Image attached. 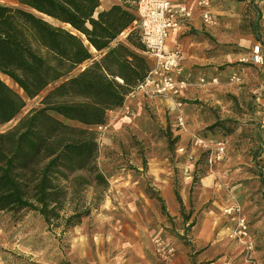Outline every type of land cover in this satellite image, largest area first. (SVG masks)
<instances>
[{"label": "rangeland", "instance_id": "obj_1", "mask_svg": "<svg viewBox=\"0 0 264 264\" xmlns=\"http://www.w3.org/2000/svg\"><path fill=\"white\" fill-rule=\"evenodd\" d=\"M218 1L223 10L227 3L228 22L223 23V17L213 13L210 27L218 28L219 32L216 35L205 32L204 38L211 47L206 50L204 58L208 57L212 62L210 66L216 68L217 84L223 87L222 91L214 92L219 105H210L211 101L206 102L201 97L204 87L200 86V80L204 77H201L203 72L200 69L203 67L196 62L201 54L188 58L196 63L184 69L187 57L180 49L183 59L179 75L191 84L186 105L182 107L189 121L187 130L176 127V114H171V109L158 111L155 106L146 107L139 118L132 115V109L124 119L109 118L103 131L97 129V163L108 181V188L104 191L102 186L93 183L82 189L73 200L80 206L91 208V215L64 233L62 229L49 228L37 213H26L18 219L0 213V264H104L116 256L124 264H141L135 245H139L146 254V264H168L177 246H192V237L187 235L204 210L214 206V200L207 201V196L200 192L202 177L229 158L231 161L227 168L232 175L236 173V178L228 185L247 176H253V179L242 182L249 186L246 204L234 202L228 206H239L249 230L257 226L256 231L264 240V161L255 144L259 138L264 140L259 129L260 105L256 101L260 90L255 92L264 83L258 69L241 62L252 55L250 49L241 45L246 38L255 39L260 34V44L264 46L261 5L252 1V6L243 10L241 0ZM0 3L8 2L0 0ZM233 74L240 76L239 83L231 81ZM204 79L207 82L212 80ZM5 82L19 92L11 80L5 79ZM25 100L26 106L19 116L0 131L14 127L22 117L40 106L39 98ZM119 120L121 123H114ZM193 136L203 137L212 145L224 143L227 149L225 160L210 165L207 156L197 149L192 154L196 163H192L189 156L193 152L190 146ZM181 147L187 153L181 154ZM160 162L162 175L172 176L175 191L182 194L185 216L181 210L176 217L167 211L168 205L150 172V163L157 174ZM165 163L167 171H164ZM132 180L137 183L129 201L123 203L115 187H130ZM229 207L220 212L230 219L225 213ZM142 222L146 229L139 230L138 224Z\"/></svg>", "mask_w": 264, "mask_h": 264}, {"label": "trees", "instance_id": "obj_2", "mask_svg": "<svg viewBox=\"0 0 264 264\" xmlns=\"http://www.w3.org/2000/svg\"><path fill=\"white\" fill-rule=\"evenodd\" d=\"M6 1L0 3V128L19 116L25 98H39L40 106L0 131V213L15 219L37 213L65 233L92 213L74 197L93 183L104 191L109 185L97 163V128L124 106L153 62L137 26L136 0L102 11V0Z\"/></svg>", "mask_w": 264, "mask_h": 264}, {"label": "crops", "instance_id": "obj_3", "mask_svg": "<svg viewBox=\"0 0 264 264\" xmlns=\"http://www.w3.org/2000/svg\"><path fill=\"white\" fill-rule=\"evenodd\" d=\"M122 1L123 0H102V5L99 10H105L113 4H121ZM127 1L129 2V0ZM252 1H257L256 3L261 5V0H241L240 4L242 5V9L244 10L246 7L252 6ZM218 2V0H213L211 12L212 14L214 13L221 15L223 17V23H226L228 22L226 21V17L229 14L227 3L223 10L221 6H218ZM220 4L222 5L221 1ZM190 7L193 11L192 20L189 22L188 26L180 28L178 32L179 34H173L171 37L172 39L170 38L171 41L169 42V45L167 43V47H178L182 50L184 56L187 57V60L184 61V69H189L190 65H193L198 61L197 64L203 67L200 69L203 72L201 77L212 79L215 76L214 72L216 71V68L210 66L212 62L207 59L208 57L204 58L206 56V50L210 49L211 47L210 43L204 38V36L205 32L209 31L216 35L219 30L218 28H212L210 25L204 24L201 12L195 6V4H190ZM262 23L264 28L263 14ZM257 37L261 38L260 34H257ZM246 39V41L243 39L245 42L243 44L242 41L241 45L250 49L252 53L253 47L260 43V41H258L256 38ZM193 54H199V56L201 54L203 57H198L196 62H194L192 59H188L193 57ZM252 66L255 69H258L256 66ZM214 78H216V76ZM203 87L204 88H202L201 91L202 99H206V102L211 101L210 105H219L220 102L218 99L214 98V92L222 91L223 87L221 85L219 86V84H208V86L206 85ZM262 89L263 86L260 84L259 87L256 88L255 92H258ZM188 93L189 90L186 91L182 96L184 106L186 105V100L188 99ZM254 104L256 103L254 102ZM151 106H155L158 111H161L162 109H171L170 113L173 115L176 114V116L179 114L184 115V108L179 109L175 102L171 99L157 98L154 100H149L145 98L143 94L136 93L127 97L122 108H118L115 111L110 112L109 118L119 117L120 119H124L126 118V113L131 109L132 115L135 116V118H139V116L144 113L145 108H150ZM185 119L186 123L188 124L189 121L187 120V116H185ZM114 123H121V120L117 122L115 121ZM187 124L184 130H187ZM255 144L257 149H259V153L261 155L260 158L264 161V140L259 138V142H256ZM192 150L193 152L191 154H194L197 149ZM198 151L200 150L198 149ZM202 154L207 156L205 153ZM190 161H192V163L193 161L196 163L195 159H190ZM230 161L231 158L227 159L223 165L217 166L215 169H212L204 177H202L200 181V192L207 196V201L214 200V206L204 210L201 216L197 219V222L193 225L191 232L187 235V237H192L190 240L193 243L192 246L185 247L182 244L177 246L175 255L168 264H264V240H262L261 235L256 231L257 226L251 227L247 237H244L243 239L234 238L232 235L237 229L236 215L227 216L230 217L229 219L221 215L220 212V210H222L224 207H229L228 205L234 202L237 204H246L245 202L247 201L249 186L248 183L244 184L242 182L253 179V176L250 178L247 176L242 179L240 178V180H238L236 183H231L232 185H228V182H231L232 179L236 178V173L232 175V171L227 168L228 165H230ZM159 165L160 170L156 174L151 169L150 163V172L154 178L155 184L158 185V189L161 191L162 198L168 205L167 211L169 215L176 217L181 210V205L176 197V188L173 185V178L170 175L168 176L167 173L166 175H162L161 172L163 171V168L161 166V162ZM167 169L168 165L165 163L164 171H167ZM114 182L117 183V181ZM122 182L123 181H119L118 183ZM136 183V180H132L130 187L119 186L118 189L117 186L115 187L116 191H118L117 193L121 202L124 203L129 201L132 189ZM179 195L181 196L183 205H185L182 194L180 193ZM138 229H146L144 222L138 224ZM249 243L253 244L254 249L252 251L246 250ZM134 247L136 256H138L139 259L138 261L141 264H146V254L143 252V250H140L139 245H135ZM192 248L194 250H192ZM104 264L124 263L119 259V256H116L108 259Z\"/></svg>", "mask_w": 264, "mask_h": 264}, {"label": "built area", "instance_id": "obj_4", "mask_svg": "<svg viewBox=\"0 0 264 264\" xmlns=\"http://www.w3.org/2000/svg\"><path fill=\"white\" fill-rule=\"evenodd\" d=\"M201 12L205 25L213 24V14L211 12L213 0H136L137 26L141 33L142 43L147 54L153 62V67L148 77L141 82L130 94L141 93L149 100L157 98H167L175 102L176 106L183 107L182 96L188 91L191 84L186 79H182L179 70L182 61V53L178 47H167V41L172 33H177L180 28L188 26L193 18V11L190 4ZM261 12L264 15V0H261ZM243 63H249L258 68L261 72L264 83V46L256 44L252 49L251 58H243ZM231 81L240 82V76L233 74ZM217 84L218 79L212 78L210 82L202 78L200 86L207 84ZM264 86L256 101L259 103V129L264 136ZM129 95V96H130ZM184 115L176 116V127L183 130L186 127ZM104 126H99V131L104 130ZM192 149H199L207 154V162L214 165L222 162L226 156V145L222 142L215 145L210 144L205 138L193 136L190 140ZM179 152L187 153L184 147L179 148ZM193 155L189 156V160ZM188 172V170H186ZM228 216L236 215L237 229L232 237L243 239L249 234V227L246 218L241 215V208L237 205L225 210ZM253 244L249 243L247 251H252Z\"/></svg>", "mask_w": 264, "mask_h": 264}, {"label": "bare ground", "instance_id": "obj_5", "mask_svg": "<svg viewBox=\"0 0 264 264\" xmlns=\"http://www.w3.org/2000/svg\"><path fill=\"white\" fill-rule=\"evenodd\" d=\"M179 32V31H178ZM178 32L177 33H172L171 35H170V37H169V39H168V41L170 40V38L173 36V34H178ZM168 41H167V43H168ZM1 78L5 81V79L6 80H8V78H6L5 76H1ZM12 82V81H11ZM14 84V83H13Z\"/></svg>", "mask_w": 264, "mask_h": 264}]
</instances>
